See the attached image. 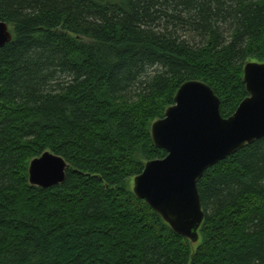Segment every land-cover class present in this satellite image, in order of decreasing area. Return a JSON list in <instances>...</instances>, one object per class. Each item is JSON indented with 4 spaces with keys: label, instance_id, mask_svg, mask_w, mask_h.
<instances>
[{
    "label": "trees",
    "instance_id": "16d2710c",
    "mask_svg": "<svg viewBox=\"0 0 264 264\" xmlns=\"http://www.w3.org/2000/svg\"><path fill=\"white\" fill-rule=\"evenodd\" d=\"M0 20V264H264V137L198 179L196 241L125 187L166 155L150 125L184 82L225 118L248 96L264 0H0ZM45 151L68 165L48 188L28 180Z\"/></svg>",
    "mask_w": 264,
    "mask_h": 264
},
{
    "label": "water",
    "instance_id": "95a60500",
    "mask_svg": "<svg viewBox=\"0 0 264 264\" xmlns=\"http://www.w3.org/2000/svg\"><path fill=\"white\" fill-rule=\"evenodd\" d=\"M12 38L0 20V48ZM243 81L248 96L226 118L208 84L190 80L180 85L174 104L151 125L152 140L166 155L147 161L133 180L135 196L191 241L197 240L204 219L198 179L207 168L264 137V62H246ZM67 166L63 157L45 151L29 162V183L42 188L60 184Z\"/></svg>",
    "mask_w": 264,
    "mask_h": 264
},
{
    "label": "rangeland",
    "instance_id": "374dc122",
    "mask_svg": "<svg viewBox=\"0 0 264 264\" xmlns=\"http://www.w3.org/2000/svg\"><path fill=\"white\" fill-rule=\"evenodd\" d=\"M9 26V29L10 31L12 32V26L11 25H8ZM248 62H260V63H263V61H259L255 58H249ZM158 120V119H157ZM156 121V120H155ZM154 122V121H153ZM152 122V123H153ZM151 123V125H152ZM151 125H150V132H151ZM146 163V162H145ZM135 177V176H134ZM134 177H129L125 180V187H126V190L127 191H132L133 192V187H134ZM151 208V207H150ZM202 241V240H201ZM201 241H198L197 243H193L191 244V250L192 252L196 249V247L201 243Z\"/></svg>",
    "mask_w": 264,
    "mask_h": 264
}]
</instances>
